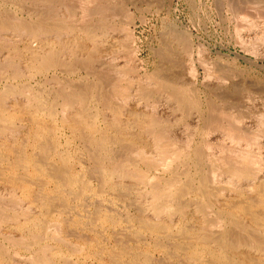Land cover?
Instances as JSON below:
<instances>
[{"label": "rangeland", "instance_id": "obj_1", "mask_svg": "<svg viewBox=\"0 0 264 264\" xmlns=\"http://www.w3.org/2000/svg\"><path fill=\"white\" fill-rule=\"evenodd\" d=\"M0 21V115L8 117V120L0 117V126L4 129L0 130V150L10 144L26 152H37L33 148L31 128L38 120L49 128L50 154L56 149L69 152L79 162L76 168L90 169L86 143L68 127L67 122L75 118L79 122H91L99 134L105 131L112 141L108 147L114 149V163L124 161L146 174L160 177L169 174L156 168V138H161L159 142H174L176 147L183 141V148L181 145L179 148L183 151L188 146L189 153L191 148L209 143L205 150L211 152L212 148L215 152L217 145L218 155H215L216 159H224L223 169L228 166L225 158H221L228 155L224 151L246 149L264 169V0H0ZM176 93H181L179 99L184 104ZM65 96L70 98L66 103ZM40 99L42 105H36L41 103ZM47 106L51 107L49 114ZM79 112L85 113L84 117ZM233 128L245 136L229 139L225 132L232 129L233 133ZM119 139L127 141L119 142ZM189 158L192 157L186 155L170 171L177 172L180 184L186 181L184 170L196 177L192 183H197V168L193 158ZM222 173L216 178V183L221 180L219 187H225V183L229 188L238 184L229 173ZM88 182L93 189V194L85 191L88 200L114 208L117 216L123 215L121 220L126 218L122 226L139 212L135 195L144 187L133 185L125 193L127 197L124 194L121 199L115 185L129 182L128 179L113 177L107 183L93 173ZM3 187L6 184L0 178L1 196ZM4 197L2 201H7V196ZM87 203L84 208L91 210L90 202L89 206ZM188 213L191 214L190 210ZM173 220L172 225L179 223ZM220 220H217L219 226L226 227V220ZM74 229V232L69 230L70 235L67 232L69 236L66 234L63 242L46 239L39 242L50 244L52 250L55 246L58 248L60 254L55 259L58 262L64 254L69 264L77 261L78 264H105L96 257L69 250L78 246L79 249L84 245L83 239L95 237L91 227ZM20 231L9 221L0 223V250L4 252L0 264H33V256L40 253H34L39 245L22 247L30 238ZM2 232L11 233L18 243L4 240ZM100 233L102 243L114 244L112 231L105 229ZM143 237L144 241H150L147 233ZM146 242L141 248L148 250L149 264L173 261V258H163L161 250L151 249Z\"/></svg>", "mask_w": 264, "mask_h": 264}, {"label": "bare ground", "instance_id": "obj_2", "mask_svg": "<svg viewBox=\"0 0 264 264\" xmlns=\"http://www.w3.org/2000/svg\"><path fill=\"white\" fill-rule=\"evenodd\" d=\"M1 24L4 25V22ZM87 65H89V63ZM185 92H188V90ZM183 93L184 92H182V94ZM180 94L181 93H179V95ZM179 95L177 94L178 99ZM69 100L70 98L65 96V103ZM179 100L182 101L181 98ZM42 101L43 100H41V103L37 101L38 103H36V105H42ZM183 102L185 101H182V103ZM104 103H106V101ZM212 106L214 107V105ZM37 107L39 108L40 106ZM46 109L47 114H49L51 107L47 106ZM75 114L77 115V113ZM83 114L85 113H81V118ZM2 116L4 117L5 114L0 115V117ZM230 116L231 115H229V117ZM6 117H4V119L8 120V117ZM221 117L224 118L225 115L224 117L221 115ZM229 117L227 118L226 116L227 120ZM77 120L78 119L75 120V118L70 119V122H67L69 124L68 127L70 126L71 130H73L75 134L77 133L80 139L82 138L81 141L83 140L82 142L86 143L83 144L85 147L87 146L86 150L89 156L88 158L91 162L90 169L85 168V170H81L76 168V164L79 162H77V158H75L74 155H72L74 156L72 157L69 152L58 151L56 149V152L50 154L52 143L47 136L49 128L44 126L41 122L39 123L38 120L34 121V125L31 128V134L33 135V148H36L37 152H26L19 147H10V144L9 146H6V148L4 147L5 149L0 150V178L6 184V187H3L4 193L2 196L0 195V223L9 221L12 223L13 227L18 230V232L21 230L20 232L27 233L29 235L28 237L30 239L28 240L30 241L25 243V245L21 244L22 247L27 248L33 244H36L37 246L39 245L37 247V251H34V253H40H37L35 256L32 255L33 261L36 264H69V260H67V257L63 256L64 254L60 255L61 258L59 259V262L55 260L56 256L60 254L58 248L55 249L56 246L55 248L53 247L54 250H52L51 246H49L50 244L48 245L45 242L40 244L39 241L40 239H46L49 241H56L57 243L63 242L67 232H69L70 235L69 230L74 232V228L79 227H91L95 232V237H88L89 239L85 237L86 239H83V249H81L82 247L78 249V246L72 247L69 250L83 252L87 256L96 257L99 260H102L105 264H149L151 259L149 258L148 250L141 248V246L146 242L143 240L144 233H147L150 236V241L148 240L149 242H146L148 247L154 250H161L163 252V258H173V261L168 264H264V169H261L256 164L253 159L254 156L252 157L249 156L250 154L248 155V150L241 148V150L236 149L237 151H235L232 147L234 144H232V150L235 152L227 149V151H224L227 152V157L221 155V158L224 157L225 162L228 164V166L225 164L227 167L223 169L222 164L224 163V159H216V155H218L216 154L217 145L215 148L211 143V145L215 148V152L212 151L211 147L210 152L208 149L205 150V147L209 146V142H207V144H209L205 146L199 144L198 146L191 148V153L187 151L188 146H185L184 149H186L189 156L193 158L192 162L195 168H197V183L193 184L192 180L196 179V177L192 176V174L190 175L184 172V170L183 173H185V176L183 177L186 178V181L184 180V182L182 181L183 183L181 182L180 184V179L176 174L177 172L171 173L170 171L173 170V166L175 164H179V162L182 163L186 159V155L188 157V154L185 155L183 152L184 149L183 151L181 150L183 148V141L181 142L182 145L180 144L182 147L180 149V145L178 144L179 147H176L174 142L173 144L167 141H163V143L162 140L159 142L161 138H156L155 141L153 140L156 142V146L152 143V145L156 147V168L159 167L161 170L163 169L169 172L167 176L160 177L161 175H151L149 172V174H146V171L142 172L137 169L138 167H130L129 164L124 161L118 162L119 160H117L118 163H114L115 161L113 160L112 155V151L114 149L111 148V150V145H109V142L111 143L112 141H110L111 138L108 139L106 134L103 133L105 131H102V134H99L98 131H95L96 127L91 124V122L84 123L79 122L81 120ZM208 122L210 123V121ZM233 123H235L234 120ZM115 125L121 127L119 124ZM230 126H228L227 129H230ZM111 127L114 129V126L111 125ZM234 129L235 128H233L234 134L232 133V129L228 132H225L224 130L226 135L227 133L229 134V139L231 140H233L232 138L237 140V138H240V135L242 134L239 132V134L236 133ZM0 130H4L2 126H0ZM116 131L119 130L117 129ZM120 131L122 132V128H120ZM96 132L98 134H95ZM116 134H118V132ZM244 136L241 135V138ZM150 137L152 138V136ZM113 139H115V137ZM124 139H127V137ZM134 139L135 138H131L130 140ZM122 141L120 140L119 142ZM108 145L110 147H108ZM145 158L150 160L149 156H146ZM148 159L147 161H149ZM120 160H122V158ZM221 161H223V163ZM130 165L133 166L131 163ZM222 171L229 173L228 175L231 178H235L238 184H232L235 185L233 188L230 184L231 187L229 188V186L227 187L225 183L224 186L226 188L221 185L223 188L221 189L218 185L221 180L216 183V178H219L218 173L222 175L224 174ZM93 173L100 176L101 180L103 179L107 183L112 181L113 177L128 179L129 182H121V184H117L119 187L115 185L121 192V194H118L122 196L121 199L124 198L123 196L128 193L133 185L144 187L143 189L141 188V190H138L139 188L135 189L138 190L136 193L137 195H135L138 200H135L137 201L136 207L139 212H136L137 215L134 216V218H128L131 222L127 219V222L130 223L122 226V221L125 217L121 220L123 215L121 216L118 214V216H121L119 218L112 210L114 208L111 209L106 205H100L97 200H88L89 197L87 198L88 194L85 195V191H93L92 187L89 185L90 183L88 182L89 176H92ZM116 187L115 189L117 190ZM224 189L227 190L223 191ZM92 191L91 193L93 194ZM96 191L99 192L98 189ZM3 195L7 196H5L7 201H2L1 197H4ZM118 195L116 196L118 197ZM82 196L84 197L82 198ZM144 199L145 203H138L139 200L143 202ZM71 201H76L77 203L72 204L73 202ZM86 202H90L92 206L91 210H89L88 207L87 209L84 208ZM8 209L11 211H8ZM189 210L191 214L188 213ZM172 218H175V221L177 220L179 223L172 225L171 223L174 221ZM218 219L219 221H222L220 219L226 220L227 226H219L217 222ZM105 229L112 231V233H110L113 234L112 236L114 240V244L112 246H107L106 243H102L100 239V235H102L100 231ZM2 233L4 240L11 243H15L16 241L18 243V241L14 238L15 236L13 237L11 233ZM21 238L23 237L21 236ZM24 241L22 243H24ZM145 245L146 244H144V246ZM48 248L51 249L50 252L47 251L49 250ZM46 251L48 253L45 254ZM3 257L4 252L2 253L0 250V259ZM77 262L76 264L79 263Z\"/></svg>", "mask_w": 264, "mask_h": 264}]
</instances>
